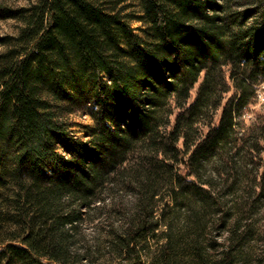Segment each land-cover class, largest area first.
Masks as SVG:
<instances>
[{
	"label": "trees",
	"instance_id": "1",
	"mask_svg": "<svg viewBox=\"0 0 264 264\" xmlns=\"http://www.w3.org/2000/svg\"><path fill=\"white\" fill-rule=\"evenodd\" d=\"M9 17L0 264H264V0H0Z\"/></svg>",
	"mask_w": 264,
	"mask_h": 264
},
{
	"label": "rangeland",
	"instance_id": "2",
	"mask_svg": "<svg viewBox=\"0 0 264 264\" xmlns=\"http://www.w3.org/2000/svg\"><path fill=\"white\" fill-rule=\"evenodd\" d=\"M9 3L13 4H22L26 3L29 0H6ZM136 25L139 24V21L134 22ZM19 24V20L14 17L9 18H0V34L5 33H12L17 31V26ZM264 107V101L263 102H254L249 109V113L247 116L255 117L256 113L263 109ZM69 120L72 123V129L74 132L82 137L83 139H86L89 135L86 129V125L89 123H93L94 119L92 115L89 113L87 107H80L76 110L70 112L69 114ZM96 222V221H95ZM90 222L85 224L84 231L87 233V235L90 237L93 235V233L98 229L95 227L94 223Z\"/></svg>",
	"mask_w": 264,
	"mask_h": 264
},
{
	"label": "built area",
	"instance_id": "3",
	"mask_svg": "<svg viewBox=\"0 0 264 264\" xmlns=\"http://www.w3.org/2000/svg\"><path fill=\"white\" fill-rule=\"evenodd\" d=\"M256 100L258 102L264 101V79L258 84V88L256 92Z\"/></svg>",
	"mask_w": 264,
	"mask_h": 264
}]
</instances>
